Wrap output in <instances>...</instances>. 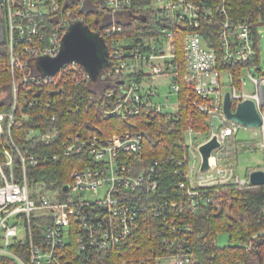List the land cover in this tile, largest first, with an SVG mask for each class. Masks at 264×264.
Returning <instances> with one entry per match:
<instances>
[{
  "label": "built area",
  "instance_id": "built-area-1",
  "mask_svg": "<svg viewBox=\"0 0 264 264\" xmlns=\"http://www.w3.org/2000/svg\"><path fill=\"white\" fill-rule=\"evenodd\" d=\"M89 3L110 18L92 29L106 43L103 71L112 78V86L95 101L84 93L83 85L91 77L81 62L68 61L52 74L37 67L39 57L58 53L74 22L89 26ZM132 18L141 23L130 33L126 23ZM0 23L11 78L9 108L0 110V256L18 264H68L65 247L71 239L84 255L117 249L149 215L166 218L163 210L183 204L196 212L219 189L256 185L217 152L240 129L261 134L264 147L259 30L264 19L256 24L233 21L228 0H1ZM235 71H241L238 84ZM164 76L170 77L174 103L168 96L165 102L153 100L158 92L148 80ZM182 81L190 89L191 107L207 114L209 131L204 134L191 125L184 131V150L175 171L183 174L178 186L185 199L170 201L159 194L157 161L143 162L141 152L152 132L159 133L152 115L165 113L170 126L178 119ZM70 84L82 90H73ZM227 92L232 111L251 99L261 124L250 128L227 117L223 110ZM73 94L79 97L78 108L94 103L104 117L133 118L132 128L107 137L67 132L60 106ZM23 121L30 125L23 127ZM215 133L221 146L212 153L210 169L201 172L198 146ZM45 145L53 149L47 151ZM73 153L86 155L88 162L73 170L69 181L57 185L43 173L30 172L41 162ZM177 238L176 234L165 240ZM15 239L27 244V260L11 250ZM159 259L160 264H193L194 256L183 244Z\"/></svg>",
  "mask_w": 264,
  "mask_h": 264
},
{
  "label": "trees",
  "instance_id": "trees-1",
  "mask_svg": "<svg viewBox=\"0 0 264 264\" xmlns=\"http://www.w3.org/2000/svg\"><path fill=\"white\" fill-rule=\"evenodd\" d=\"M231 7V18L235 22L249 21L254 24L259 18L264 19V0H228ZM86 22L91 29L97 30L101 24L110 22L108 14L89 3ZM102 22V23H101ZM101 23V24H100ZM140 21L131 19L126 29L132 33L140 26ZM129 33V32H128ZM180 57L181 51L179 50ZM241 71H235L234 77L238 84ZM103 69L100 70L96 79L89 78L83 85V90L89 99L94 101L112 86V78L107 76ZM11 78L9 59L6 43H0V110H6L10 105ZM73 90L81 86L70 84ZM178 93L180 109L178 119L167 121L165 113L152 115L155 125L154 130L158 134L151 135L144 141L141 158L143 162L157 161V179L159 194L170 201L184 200L183 189L178 186L179 180L183 179L181 171H175V161L184 150V131L191 125L194 130L204 134L208 133L206 122L207 114L193 109L188 97L190 89L185 82H181ZM67 95L69 93H66ZM65 98L60 106L61 125L68 131L80 130L97 133L107 137L115 132L132 128L133 118L104 117L97 112L94 103L88 108H78L76 100L78 95L73 94ZM150 117V116H149ZM141 119V125L144 122ZM30 122L23 121L22 126H28ZM152 127V126H148ZM17 133L19 132L16 131ZM242 141L231 136L227 143L218 150L219 158L226 162L236 161L239 151L244 149ZM239 145L238 149L236 147ZM50 151L52 146L45 145ZM88 162L85 155L73 153L60 155L54 162H41L37 168L31 169V174L36 171L43 173L44 178L53 180L57 185L69 181L73 170ZM254 169V168H253ZM252 168L250 170H253ZM211 201L204 208L193 212L183 204L182 208L168 207L163 214L149 215L145 224L141 225L126 241L117 246V249L81 254L77 251L74 239L65 247V257L68 264H160L159 257L170 252H176L183 244L187 245L194 256L193 264H264V185L251 187L227 186L210 194ZM175 227L173 230L172 227ZM224 233L230 243L219 245L217 236ZM178 235L176 240L166 242L165 237ZM27 244L22 241H13L10 248L27 260ZM0 264H18L8 256H0Z\"/></svg>",
  "mask_w": 264,
  "mask_h": 264
},
{
  "label": "water",
  "instance_id": "water-1",
  "mask_svg": "<svg viewBox=\"0 0 264 264\" xmlns=\"http://www.w3.org/2000/svg\"><path fill=\"white\" fill-rule=\"evenodd\" d=\"M1 2V0H0ZM3 25L0 23V31ZM2 40H0V43ZM108 51L105 41L92 29L81 21L74 22L62 39L61 48L55 56H41L37 59V67L45 74H52L63 64L71 60H77L89 72L93 80L100 70L106 66ZM223 110L227 117L246 126L257 127L261 124V117L255 103L250 99L238 103L235 111L231 110L229 92L225 94ZM221 146L217 134L203 141L198 146L200 154L199 170L206 172L211 167L212 153ZM249 180L252 184L264 185V170L256 168L249 172Z\"/></svg>",
  "mask_w": 264,
  "mask_h": 264
},
{
  "label": "rangeland",
  "instance_id": "rangeland-1",
  "mask_svg": "<svg viewBox=\"0 0 264 264\" xmlns=\"http://www.w3.org/2000/svg\"><path fill=\"white\" fill-rule=\"evenodd\" d=\"M260 34H261V46H262V52H261V62H260V72L264 74V25L259 26ZM252 73L258 74V71H250ZM246 80L247 77H245ZM169 83H170V77L164 76V77H155L153 79L148 80V84L153 85L154 88H156L158 95H153V100L159 101V102H165V97L168 96V102L174 103L176 100L175 95L170 93L169 89ZM248 91H251V88L249 84H247ZM263 90H264V84H263ZM3 92L0 93V98H2ZM235 138L242 141V145L244 146V149L239 151L237 160L230 161L229 163L233 164L235 169L239 171V174L241 176H247L250 172V169L252 168H262L264 167V147L261 146V134L254 135L253 129H240L236 135ZM241 145L237 143L236 147L238 149V146ZM99 194L102 192L101 190H98ZM217 242L219 245H227V243H230L228 236L224 233H221L217 236Z\"/></svg>",
  "mask_w": 264,
  "mask_h": 264
},
{
  "label": "flooded vegetation",
  "instance_id": "flooded-vegetation-1",
  "mask_svg": "<svg viewBox=\"0 0 264 264\" xmlns=\"http://www.w3.org/2000/svg\"><path fill=\"white\" fill-rule=\"evenodd\" d=\"M0 40H2V42L4 41V28L0 31Z\"/></svg>",
  "mask_w": 264,
  "mask_h": 264
},
{
  "label": "crops",
  "instance_id": "crops-1",
  "mask_svg": "<svg viewBox=\"0 0 264 264\" xmlns=\"http://www.w3.org/2000/svg\"><path fill=\"white\" fill-rule=\"evenodd\" d=\"M254 169H256V168H254ZM251 171V170H250ZM253 171V170H252Z\"/></svg>",
  "mask_w": 264,
  "mask_h": 264
}]
</instances>
